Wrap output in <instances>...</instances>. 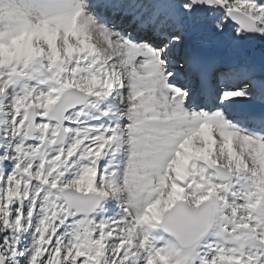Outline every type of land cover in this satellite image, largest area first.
<instances>
[{"label":"snow or ice","instance_id":"1","mask_svg":"<svg viewBox=\"0 0 264 264\" xmlns=\"http://www.w3.org/2000/svg\"><path fill=\"white\" fill-rule=\"evenodd\" d=\"M0 264H264V0H0Z\"/></svg>","mask_w":264,"mask_h":264},{"label":"rangeland","instance_id":"2","mask_svg":"<svg viewBox=\"0 0 264 264\" xmlns=\"http://www.w3.org/2000/svg\"><path fill=\"white\" fill-rule=\"evenodd\" d=\"M253 46L252 49H250L249 47H247V50L248 52L251 54V53H254V54H260L261 52V46L259 44H251ZM249 46V45H248Z\"/></svg>","mask_w":264,"mask_h":264},{"label":"water","instance_id":"3","mask_svg":"<svg viewBox=\"0 0 264 264\" xmlns=\"http://www.w3.org/2000/svg\"><path fill=\"white\" fill-rule=\"evenodd\" d=\"M246 47H249L250 49H252V48H253V46H252V45H249V46H246ZM256 55H259V53H258V54H256Z\"/></svg>","mask_w":264,"mask_h":264}]
</instances>
